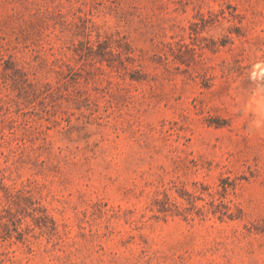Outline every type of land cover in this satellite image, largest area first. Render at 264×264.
Returning a JSON list of instances; mask_svg holds the SVG:
<instances>
[{
  "label": "rangeland",
  "instance_id": "rangeland-1",
  "mask_svg": "<svg viewBox=\"0 0 264 264\" xmlns=\"http://www.w3.org/2000/svg\"><path fill=\"white\" fill-rule=\"evenodd\" d=\"M0 264H264V0H0Z\"/></svg>",
  "mask_w": 264,
  "mask_h": 264
}]
</instances>
